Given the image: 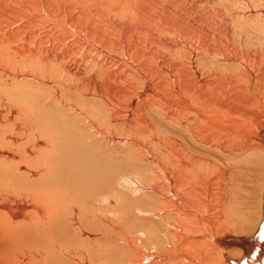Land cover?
<instances>
[{
	"label": "bare ground",
	"instance_id": "6f19581e",
	"mask_svg": "<svg viewBox=\"0 0 264 264\" xmlns=\"http://www.w3.org/2000/svg\"><path fill=\"white\" fill-rule=\"evenodd\" d=\"M0 82V264H264V0H0Z\"/></svg>",
	"mask_w": 264,
	"mask_h": 264
},
{
	"label": "rangeland",
	"instance_id": "374dc122",
	"mask_svg": "<svg viewBox=\"0 0 264 264\" xmlns=\"http://www.w3.org/2000/svg\"><path fill=\"white\" fill-rule=\"evenodd\" d=\"M0 85L2 86L3 90L6 92L7 96H12V94H16L18 92H20L21 94L23 93V91H22V89L20 87H17L15 89L14 82H12L10 84V86L4 85L1 82H0ZM38 96H39L38 97L39 102L37 101V103L42 105V109L46 110L47 113L53 119H56V117L60 116V113L58 111L57 105L56 106L53 105L48 99H46V95L45 94H40ZM65 98L68 99V100H71L72 102H74V104H77L76 100L72 96H68L67 95V96H65ZM42 99L46 100L47 102H42ZM30 100L32 102H34L32 99H30ZM87 101L96 102V99L94 97H92V96H87ZM12 102L13 101H11V104H12ZM20 104H21V106L29 108V106H25V98H23L22 101H20ZM62 121H65V120H62ZM73 121H74L73 118L69 117L65 122L69 123V124H73ZM39 131H40V127H39ZM111 132L113 133V131H111ZM114 133H116L119 137H120V135H124L123 132H121V131H116ZM5 141H7V140H5ZM117 144H119V143H117ZM91 146L93 148V152H94L95 156H99L101 154L108 155L107 154V150H105L102 145H100V144H94V145L91 144ZM128 146L129 145L122 144L121 148L125 149L127 151ZM121 151L122 150H119V149H113V150H111V155L117 154L118 152H121ZM115 180H116V178H113L111 186L109 188H107L105 190H101V191L105 192V193L112 194V196H114V197L121 193L124 196L126 195L130 200H138V201L143 202L142 199L138 198L137 194H135V195L132 194V195L128 196L124 192L123 189H119L118 186H117L119 184V181H118L119 179L116 180V181ZM259 185H260V183L257 185L256 190L259 189V187H258ZM111 201H113V199H111ZM256 201H257V196H256V199H254L255 204H256ZM260 201H261V197H260ZM255 204L253 205L254 208H252V210H251L252 213L254 212V210H256L255 209V207H256ZM96 206L104 207L105 209L109 210L110 212L112 211V212H114V213H116L118 215V220L117 221L114 219V217L107 216L108 219H105V220H99L100 217H97L98 219H95V220H98L99 222L95 226H86V228H85L88 233L93 234V237L91 239L81 238V247H84V248L88 249L91 253L99 254V255L102 256L103 254L99 253V251H97V249L94 247V241L98 240L99 241L98 242V246L100 247V242L103 239H105V238L107 239V237L110 236L109 231L102 232L100 230L101 229L109 230L111 225L119 223L120 222V218H119L120 217V210H119V207L117 205L113 206V203L110 204V205L106 204V205H96ZM134 213L136 214L137 221H136L135 224L129 225V230L130 231H134V230L138 229L139 226H142L145 223H150L153 220V217L138 215L136 212H134ZM252 218H254V215L252 216ZM156 221H158V220L156 219ZM238 234L240 235V233H238ZM228 235H230V234H228ZM1 236L2 235L0 234V239H1ZM223 239H224V237H221L218 240H219V242H221V241H223ZM74 242H77L76 239H74ZM114 242L117 243L119 245V247H120V250L118 251V255H119L120 261H121L122 258H124V261H128L127 258H136L139 261L143 260V258H141L140 252H139V247L140 246L138 244H136V245H125V244H123L121 242L120 235H116L115 236ZM141 242L144 244L143 240ZM212 242H213V244L215 246L217 245V242L215 240L212 241ZM221 245L225 246L223 244H221ZM53 246L58 248V246H56V245H53ZM237 247L238 246H234V248H237ZM56 248H54V249L56 250ZM232 248H233V246H227V250L228 249H232ZM57 251L59 252V250H57ZM211 251L214 253V256H217V251L216 250L211 249ZM13 257L14 258H13V261L11 262V264H13L17 260V255H16L15 252H13ZM65 257L68 259V257L66 255H65ZM54 261H56V260H53V259L47 258V257H44L43 260L41 259L42 264H54ZM106 262H108V261H106ZM119 262H117V263H119ZM154 262H159V258H157V260L154 261ZM22 264H27V262L26 263H22ZM62 264H64V263H62ZM113 264H116V263H113ZM145 264H150V263L146 262ZM181 264H190V262H188V263L187 262H182Z\"/></svg>",
	"mask_w": 264,
	"mask_h": 264
},
{
	"label": "water",
	"instance_id": "95a60500",
	"mask_svg": "<svg viewBox=\"0 0 264 264\" xmlns=\"http://www.w3.org/2000/svg\"><path fill=\"white\" fill-rule=\"evenodd\" d=\"M262 225V224H261Z\"/></svg>",
	"mask_w": 264,
	"mask_h": 264
}]
</instances>
